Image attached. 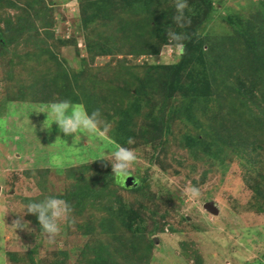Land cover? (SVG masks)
<instances>
[{
  "label": "trees",
  "instance_id": "trees-1",
  "mask_svg": "<svg viewBox=\"0 0 264 264\" xmlns=\"http://www.w3.org/2000/svg\"><path fill=\"white\" fill-rule=\"evenodd\" d=\"M79 3L82 25L87 31V57L79 55V66L70 69L53 47L57 43L77 46L78 42L57 34L53 9L46 0H0L1 66L7 80L16 83L15 88L8 87V97L43 105L68 100L83 105L89 113L99 109L98 125L109 131L116 145L130 150L138 144L146 148L150 145L155 152L168 122L174 118L171 106L178 97L182 102L179 109L186 111L189 107L187 111L193 116L196 148L204 149L212 159L209 169L215 167L216 159L224 167L234 154L248 156L245 180L255 192L258 210L263 212L264 171L259 169L264 164V0H247L233 17L221 13L219 20L223 19L228 29L220 35L211 25L217 11L212 0H187L180 23L175 20L179 15L177 0ZM206 30L211 31L205 34ZM169 34L180 37L182 54H177V42ZM168 44L173 47L171 58L177 61L153 63L154 54L159 56ZM116 47L125 48L132 57L143 61L132 63L123 58L109 76L104 68L87 66L95 56ZM20 51L27 59L36 58L37 63L19 60ZM20 62L31 76L27 83L15 79L13 65ZM142 111L143 118H138ZM133 117L137 122L130 121ZM200 135L202 142L198 145ZM129 138L138 144H129ZM258 165L261 166L257 168ZM64 171L68 184L61 194L48 191L47 170H25L41 193L20 201L24 206L29 199L47 196L66 201L70 207L66 227L76 226L88 236L74 264H151L154 240L147 232L140 234L142 222L145 218L164 229L161 221L165 215L162 220L156 218L159 206L156 199H148L153 190L148 175L135 177L126 186L125 177L118 178L111 162L105 159ZM208 172L205 170V174ZM164 195L163 191L161 197ZM148 204L154 206L153 211ZM25 217L42 233L35 214L25 212ZM182 243L185 248L186 243ZM33 252L28 253L29 260L39 264ZM193 253L196 264H200L198 251ZM10 256L18 258L15 253Z\"/></svg>",
  "mask_w": 264,
  "mask_h": 264
},
{
  "label": "rangeland",
  "instance_id": "rangeland-1",
  "mask_svg": "<svg viewBox=\"0 0 264 264\" xmlns=\"http://www.w3.org/2000/svg\"><path fill=\"white\" fill-rule=\"evenodd\" d=\"M212 2L217 11L211 25L217 35L228 29V24L223 19L219 20L221 13H229L232 17L236 13V16L241 7L247 4V0ZM46 3L53 9L57 34L78 42V47L73 43L59 46L57 43L53 50L67 68H77L79 55L87 57V31L82 25L79 0H46ZM208 31L211 30L204 33ZM56 38L58 40L60 37ZM163 47L159 56L154 54L153 63L176 62L177 58H171ZM19 53V60L37 63L36 58L30 60L24 52ZM13 57L17 60L14 54ZM123 58H128L132 63L143 61L132 57L125 48L116 47L95 56L87 66L104 68L109 76L113 68L124 61ZM21 62L13 65L15 79L27 83L31 76ZM37 65L35 72L39 69ZM8 87L15 88L16 83L7 80L0 59V264H31L28 253L32 250L39 264H74L79 260L88 236L76 226L66 227L67 216L60 221V233L51 242L46 234L36 231L25 213L21 222H29L34 230H16L13 223L20 218L18 213L24 207L20 198L41 193L36 188L34 178L27 177L24 172L30 169L47 170L48 191L63 194L68 184L64 170L105 157L114 159L111 154L123 146L116 145L109 131L99 125L96 134L88 137L82 135L76 140L73 136H64L55 123L45 127L47 113L39 111L49 104L11 100L7 95ZM181 104L180 98L175 97L171 106L174 118L168 122L156 152L153 146L147 145L146 148L136 142L131 143L138 144L137 148L131 149L136 154V160L130 165V173L124 180L128 186L135 177L148 175V182L153 188L148 199L152 202L156 199L159 206L156 218L162 220L165 215V220L161 221L164 229L153 221L146 222L145 218L142 222L140 234L147 232L148 237L154 240L151 264H196L193 257L196 250L201 257L200 264H264V211L258 210L255 192L245 180V160L248 156L234 154L224 167L219 166L216 159L215 167L209 169L212 159L204 149L196 148L193 116L190 110L187 111L189 107L186 111L180 110ZM143 111L138 118H143ZM130 121L137 122L135 117ZM201 138L202 135L197 138L198 145L202 142ZM154 153H158L157 157L151 160ZM205 170L209 172L205 174ZM261 170L264 171V164ZM163 191L165 195L161 197ZM210 202L219 207L217 213L213 214L206 208ZM148 205L152 210L154 206ZM169 225L176 230L171 231ZM100 228L98 220L97 233ZM181 242H185L187 248ZM61 250L65 251L61 253ZM10 253L17 254L18 258L14 260Z\"/></svg>",
  "mask_w": 264,
  "mask_h": 264
},
{
  "label": "clouds",
  "instance_id": "clouds-1",
  "mask_svg": "<svg viewBox=\"0 0 264 264\" xmlns=\"http://www.w3.org/2000/svg\"><path fill=\"white\" fill-rule=\"evenodd\" d=\"M186 7L187 0H177L176 10L179 13L175 17L177 23L182 21L183 12ZM169 37L171 40L177 42L175 45L177 54H182L184 49L183 45L179 43L180 37L173 34H169ZM170 49H173L172 45H165L164 52L168 51L171 56L173 50ZM39 112L47 113V118L44 121L45 127H51L55 123L64 136H73L74 140L82 137V135L88 137V135L96 134L100 117L99 109L89 113L83 106L73 104L68 100L54 101ZM128 143H132L131 138H129ZM111 155L114 159H108L106 157L103 159L111 162L113 173L118 178L126 177L130 171V165L136 160V154L129 148L120 147ZM214 204L219 210L217 204ZM25 212L36 215L40 226L39 230L46 234L51 242L60 233V221L70 213V207L64 199L58 196H47L43 199H29L23 207V210L18 213L20 214V218L13 224H15L16 230L26 229L31 232L34 229L30 227L29 222H21Z\"/></svg>",
  "mask_w": 264,
  "mask_h": 264
},
{
  "label": "water",
  "instance_id": "water-1",
  "mask_svg": "<svg viewBox=\"0 0 264 264\" xmlns=\"http://www.w3.org/2000/svg\"><path fill=\"white\" fill-rule=\"evenodd\" d=\"M0 189H1V187H0ZM206 208L209 209L210 211L214 212L213 214L218 212V208L216 207L214 202H210V204H207Z\"/></svg>",
  "mask_w": 264,
  "mask_h": 264
},
{
  "label": "built area",
  "instance_id": "built-area-1",
  "mask_svg": "<svg viewBox=\"0 0 264 264\" xmlns=\"http://www.w3.org/2000/svg\"><path fill=\"white\" fill-rule=\"evenodd\" d=\"M170 50H173V49H170Z\"/></svg>",
  "mask_w": 264,
  "mask_h": 264
}]
</instances>
